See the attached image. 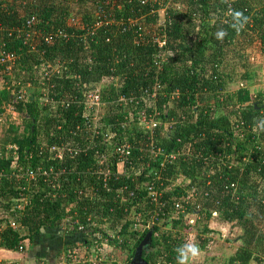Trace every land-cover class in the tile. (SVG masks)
Returning <instances> with one entry per match:
<instances>
[{
	"label": "trees",
	"instance_id": "16d2710c",
	"mask_svg": "<svg viewBox=\"0 0 264 264\" xmlns=\"http://www.w3.org/2000/svg\"><path fill=\"white\" fill-rule=\"evenodd\" d=\"M60 29L64 37L55 33ZM221 31L223 38L217 39ZM161 35L165 44L159 47ZM161 51L165 55L159 58ZM0 52L17 55L10 73L0 64L1 79L10 78L9 89L15 91L18 83H29L32 92L15 100L9 89L0 91L2 100L31 121L26 134L11 124L2 145L16 144L23 165L70 169L52 187L39 175L29 183L11 176V156L0 158L1 248L18 251L25 239L28 250L58 245V227L67 239L78 235L83 244L101 242L106 237L101 225L94 232L90 226L106 220L109 228L120 227L119 238L109 242L126 250L124 264H132L148 231L151 241L141 255L145 264H157L162 255L177 264L182 240L174 231L185 228L184 215L179 212L170 228L165 219L175 211L173 197L191 187L201 205L193 210L196 222L206 220L203 233H219L207 225L213 211L229 230L241 227L240 246L227 264H264V133L253 130L264 118V86L252 90L264 64L249 58L264 56V0H0ZM56 62V71L48 68ZM43 87H49L52 101L40 106ZM87 89H98L106 109L96 146L83 149L93 134L83 128ZM127 104L135 112L132 120L124 110ZM141 113L146 118L158 114L153 133L144 128ZM107 132H116V138L123 132L122 137L136 141L128 175L150 162L145 171L158 172L169 186L157 220L164 221L163 228L154 223L136 236L134 219L123 220L124 208L145 193L115 173L116 155L109 176L96 174L102 165L95 152ZM42 142H67L79 151L60 160L47 146L40 149ZM149 148L162 153L152 155ZM171 152H178L176 159L162 162V154ZM124 185L133 196L120 192Z\"/></svg>",
	"mask_w": 264,
	"mask_h": 264
},
{
	"label": "built area",
	"instance_id": "2783aa9c",
	"mask_svg": "<svg viewBox=\"0 0 264 264\" xmlns=\"http://www.w3.org/2000/svg\"><path fill=\"white\" fill-rule=\"evenodd\" d=\"M33 21L28 20V23L31 24ZM58 36H65L63 35V30L60 29L55 32ZM52 36V35H51ZM51 36L47 37L46 40L50 41ZM164 35L158 36L157 42L159 47H162L165 44ZM165 55L164 51H161L158 55L159 58H162ZM17 58V55L14 52H0V64L5 66V70L7 73L11 71L12 69V63ZM58 66L60 64L56 62L55 64L49 65L48 68H50L53 71H56L58 69ZM58 72V71H57ZM8 73V74H9ZM1 76V74H0ZM10 80H4L0 79V91L9 89L11 85L8 83ZM243 85V84H242ZM18 90L15 91V89H11L10 93L16 95V99H23V98H29L30 94H32L30 89V84L22 85L21 83H18ZM10 90V89H9ZM98 90V89H97ZM97 90L87 89L84 92L82 104H83V111H82V119H84V127L87 129V131H91L93 134L91 135V142L89 145L85 146L83 149H88L90 147L96 146V140L98 138L97 128L99 126V118L104 114L105 112V102L102 100L101 94ZM11 95V94H10ZM154 95V94H153ZM173 94L172 97L173 98ZM10 96H8L9 98ZM0 99L2 101L1 107L4 109V111L0 112V122L3 121L4 118V112L5 110H8V106H11L10 102H7V100H2L1 95ZM52 99L49 98V87H43L42 88V95L39 97V103L41 105H47L50 104ZM130 102V101H129ZM129 104L124 108L129 113V120H132V117L135 112L130 109ZM12 110L16 113L17 111L13 108ZM140 118L142 121H144V128L151 133H153V130L157 127V125L160 123L159 119L157 118L158 114L153 113L151 117L146 118L144 117V114H140ZM27 116V115H26ZM27 118V117H25ZM36 122V121H35ZM170 130V125L168 124L167 132ZM123 132L121 133V138H116L117 133L116 132H107L104 133L102 140H100V145L103 146L102 149L97 150L95 152L97 161L102 167L97 170L96 174L101 176H109L112 172L110 169V164L112 163L110 160L111 158L116 155V174L127 176L133 181L135 186L140 190H144V195L141 199L136 198V200L133 202V204L129 207H125L124 211L126 212L124 214L123 220H128V217L130 219H134V231L138 232V236L143 232L145 228L151 227L154 223L159 224L160 221H157L161 212L163 211V208L165 206V201L162 199V195L164 192H166L169 188V186L164 185V183L160 180V176L158 175V172L150 173L145 171V169L149 168L150 162L142 163L139 167L136 168V170L129 175L126 172V166L130 164L129 157L132 155L133 150L137 149L136 141H132L130 139L122 137ZM2 133L0 131V158L8 156H11L10 165L12 167L11 176H16L17 179H22L25 182H28L30 180H33L36 178L37 175L42 176L44 179V182H47L48 184H51L52 187H55L56 184H58L61 177L68 174L70 169H67L66 167H59V168H46L41 165H36V167L32 168L30 165H23L20 162V151L16 144H3L1 143ZM118 141V142H117ZM45 146L48 147V151L52 153V156L56 159L63 160L67 157H74L75 154L79 151L78 148H75L74 146L70 145L69 143H51L46 144L45 142H42L39 146L40 149H43ZM151 148V147H150ZM149 148V151H150ZM140 150H143V148H139ZM102 153H100V152ZM152 155H157L158 153H162V150L158 149L156 151H153L151 149L150 151ZM178 152H171L169 154H162L163 160L162 162H167L169 160H175L177 157ZM33 156L32 152L29 151L26 153V158L31 159ZM110 161V162H109ZM20 187V186H19ZM26 186L22 187L21 189H25ZM88 191V190H86ZM122 191H128V188L126 185L124 187L120 188V192ZM186 193L181 194L179 196L173 197L171 201V205L174 208V213L172 215H169L166 217L165 222L167 228H169L170 223L173 219L176 218V215L179 214V212H182L184 215V221L188 220L190 223L196 221V215L194 213V208L198 209L200 208V204L197 203V197L194 193V190L190 187H186L185 189ZM90 194V192L88 191ZM129 196H133V191H128ZM90 196H92L90 194ZM122 203H126V199L123 195H120ZM147 203L151 204L152 208H148L146 205ZM18 208L21 207V204L18 203ZM164 213V212H162ZM212 217L217 216V212H212ZM105 220V219H104ZM108 221H104L102 224H97L96 222H91V232H94L96 226L100 227L101 225V231L103 233L105 232L106 237L99 243H103V241H109L110 238H119L120 234L118 231H120V227H116L114 230L109 228L107 226ZM11 225L15 226V222L12 220ZM160 226V225H159ZM80 230H82L80 228ZM97 235V234H96ZM94 239V237H92ZM28 242L27 239L24 240L23 244L19 246V250L26 251V245L25 243ZM87 245V244H85ZM89 245V244H88ZM105 248L107 249L108 256L106 258H111V261H116L113 259L115 257L114 253L116 252L117 246L121 247V245H117L116 243H111V246L108 244H104ZM87 247V246H86ZM91 248V247H90ZM73 251L72 253H74ZM93 257L99 259L100 261H103L100 255H104L101 252L98 251V249L93 250L91 249ZM127 256V254H126ZM105 258V259H106ZM126 262V258H125ZM157 264H172L170 261L167 260L165 256H159L156 259ZM91 264H96L95 262H92Z\"/></svg>",
	"mask_w": 264,
	"mask_h": 264
},
{
	"label": "rangeland",
	"instance_id": "374dc122",
	"mask_svg": "<svg viewBox=\"0 0 264 264\" xmlns=\"http://www.w3.org/2000/svg\"><path fill=\"white\" fill-rule=\"evenodd\" d=\"M250 61L254 60L253 62H259L264 64V56L261 58V56L255 54L251 55ZM259 71V78L256 81V85L254 89H262L264 86V66L261 67ZM239 74H242V71H239ZM238 77H240L238 75ZM258 77V76H257ZM2 77L0 76V79ZM1 86V83H0ZM11 91V89H10ZM4 118L3 121L0 122V131L2 133V136L4 137L8 133V130L10 129V125L14 124L18 128V133H27L26 128L29 127L31 124L30 119L25 118L27 117L25 114L22 115L18 111L15 113L12 110V105L8 106V110H5L4 112ZM43 115L42 112L39 113L38 118H40ZM7 200H10V197L8 198H1L2 202H6ZM21 206L23 204L20 202ZM1 214V209H0ZM164 222V221H163ZM162 221L158 225L161 227L163 226ZM185 228L183 230H180V232L174 231V233L179 234L181 236V246L186 243H195L200 245V255L193 261L190 260L189 264H197L198 262L201 264L204 260H206V264H227L226 258H228L238 246H240L241 239H239V235L242 234L241 227L236 224L234 226L233 230H229L227 225L224 227L222 226V221H219L218 218L212 217L211 220L209 219L207 221L208 228L213 229L216 228L219 233H203L202 230L204 229V224H206V220L199 221V222H192L190 223L188 220L184 222ZM221 225V226H219ZM224 225V224H223ZM165 227H167L165 225ZM224 227V231L223 228ZM163 228V227H162ZM170 228V226H169ZM56 229V228H55ZM63 227H58L56 229V232L58 236L56 239L60 238L61 243L55 244L54 246L46 245V250L43 251H34V253H27L28 251H21L23 254L18 255L16 260L18 261V264H91L92 262H95L96 264H113L114 261H111V258H106L109 253H107V249L105 248L104 244H108L111 246V243L107 241H103V243H91L89 245L83 244L81 241H79L80 237L78 235H75V237H72L71 239H67V235L64 236L62 234ZM55 234V233H53ZM55 236V237H56ZM206 238H209V241L203 246V243L206 242ZM49 241V240H47ZM113 244V243H112ZM26 248H28L29 243H25ZM202 245V246H201ZM87 246V247H86ZM206 246V247H205ZM91 247V248H90ZM51 249L52 251H49ZM91 249L96 250L98 249L99 252H101L104 255H100L103 261H100L99 259L93 257ZM28 250V249H27ZM20 252V250H18ZM75 251L74 253H72ZM204 252H206V255L204 256ZM126 250L123 251L122 247L117 246L116 252L114 253L115 259L118 264H124L125 258H126ZM206 257V258H205ZM106 258V259H105ZM69 259V260H68ZM10 260V259H9ZM17 262L13 261H7V264H13Z\"/></svg>",
	"mask_w": 264,
	"mask_h": 264
},
{
	"label": "clouds",
	"instance_id": "9594fccd",
	"mask_svg": "<svg viewBox=\"0 0 264 264\" xmlns=\"http://www.w3.org/2000/svg\"><path fill=\"white\" fill-rule=\"evenodd\" d=\"M236 18L239 19L242 13L237 12L235 14ZM223 38V32L217 33V39ZM255 132L264 133V118H260L255 122L253 129ZM177 264H189L190 260H195L200 255V249L195 243H186L177 248Z\"/></svg>",
	"mask_w": 264,
	"mask_h": 264
},
{
	"label": "crops",
	"instance_id": "0c3cea01",
	"mask_svg": "<svg viewBox=\"0 0 264 264\" xmlns=\"http://www.w3.org/2000/svg\"><path fill=\"white\" fill-rule=\"evenodd\" d=\"M211 220V219H210ZM219 221H222V223L224 224H222V226H226L227 225V227L229 228V224L227 223V222H225V221H223V220H220V219H218ZM219 226H221V225H219ZM224 227L222 228L223 229V231L225 230L224 229ZM214 230H217L216 228H213ZM218 231V230H217ZM206 247V246H205ZM43 249V251H45L47 248H46V246L45 245H41L40 246V250H42ZM39 250V249H38ZM37 249H36V247H31L30 248V250H28V252L27 253H29L30 251H32V252H30L31 254L32 253H34V251H38ZM27 251V250H26ZM49 251H52L51 249H49ZM23 253L22 252H19V251H12V250H8V249H4V248H1L0 247V261H13V262H17V264H18V261L16 260V258H17V256L18 255H20V257H21V255H22ZM206 255V252H204V256ZM206 258V257H205ZM10 259V260H9ZM69 260V259H68ZM197 264H200L199 262L197 263ZM201 264H206V260H204Z\"/></svg>",
	"mask_w": 264,
	"mask_h": 264
},
{
	"label": "water",
	"instance_id": "95a60500",
	"mask_svg": "<svg viewBox=\"0 0 264 264\" xmlns=\"http://www.w3.org/2000/svg\"><path fill=\"white\" fill-rule=\"evenodd\" d=\"M150 241H151V231H148L135 250L132 259V264H145L144 260L141 258V255L143 249L147 248L148 245L150 244Z\"/></svg>",
	"mask_w": 264,
	"mask_h": 264
}]
</instances>
